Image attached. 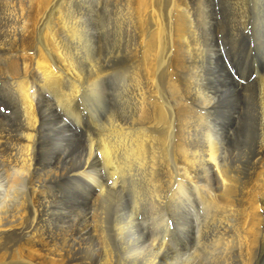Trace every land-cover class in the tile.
Wrapping results in <instances>:
<instances>
[{"label":"bare ground","instance_id":"obj_1","mask_svg":"<svg viewBox=\"0 0 264 264\" xmlns=\"http://www.w3.org/2000/svg\"><path fill=\"white\" fill-rule=\"evenodd\" d=\"M251 1L252 9H231L232 21L225 15L229 23L219 29L210 0H126L133 29L102 43L73 0H0V264H264V73L246 86L228 72L247 81L264 69V0ZM217 28L229 30L226 50L234 46L228 64L213 38ZM193 104L216 109L222 120ZM250 133L254 139L239 140ZM219 136L228 140L221 162ZM202 155L217 176L219 195L209 201L222 232L200 254H170L180 239L165 240L173 238L166 211L186 205L183 186ZM245 157L261 164L253 178L245 173L248 181L229 173L230 159ZM143 211L158 236L138 244L134 227ZM72 219L93 222L98 241L54 237ZM175 224L183 246L189 231ZM111 226L114 237L105 232Z\"/></svg>","mask_w":264,"mask_h":264},{"label":"rangeland","instance_id":"obj_2","mask_svg":"<svg viewBox=\"0 0 264 264\" xmlns=\"http://www.w3.org/2000/svg\"><path fill=\"white\" fill-rule=\"evenodd\" d=\"M76 1V2H75ZM80 1V2H79ZM82 1H84V2H82ZM109 1V2H108ZM124 1H126V0H119V1H117V0H92V1H90V0H87V1H85V0H73V4H74V7H72L73 8V11H75V13L77 14V15H80L82 18H83V20H84V26L86 27V29L88 30L89 29V31L90 32H92V33H94V34H98V35H101V36H99V40L102 42V43H104V42H106L107 41V39H113V36H114V34H115V32L117 31V30H119V29H127V30H132L133 29V24H132V22L131 21H129V19H130V17H129V9H128V5H126L127 4V2H124ZM210 1H213V8H212V10H213V16H214V18L216 19V21H217V27L220 29L221 27H223V25H224V23L226 22V25H228L227 23H229V22H231L232 21V16L230 15L231 13H232V11H230L231 9H236V11H238L239 9H241L242 10V8H244L243 6H249V9H252V7H253V2L250 0H239V1H234V0H210ZM89 2V3H88ZM93 3V6H92V3ZM236 2V5L234 6L233 4ZM239 2V3H238ZM243 2V4H241V3ZM85 3V4H84ZM91 3V5H89ZM124 3V4H123ZM237 3H238V5H237ZM245 3V4H244ZM248 3V4H247ZM77 6H76V5ZM80 4V5H79ZM83 4V5H82ZM99 4V5H98ZM114 4V5H113ZM224 4V5H223ZM89 5V6H88ZM117 5V6H116ZM122 5V6H121ZM214 5H216V7H214ZM243 5V6H242ZM251 5V6H250ZM83 6V7H82ZM86 8H85V7ZM90 6H92L91 8H90ZM126 6V7H125ZM233 6V7H232ZM80 7H82V8H80ZM94 7V8H93ZM122 7H123V9H122ZM236 7V8H235ZM76 8H77V10H76ZM78 8H79V10H78ZM87 8H88V11L89 12H92L93 11V13H95V14H90L88 11H86L87 10ZM110 8V9H109ZM114 8V9H113ZM118 8V9H117ZM85 9V10H84ZM115 9H116V11H115ZM222 9V10H221ZM84 10V11H83ZM92 10V11H91ZM119 10V11H118ZM122 10V11H121ZM227 12H226V11ZM241 10H239V11H241ZM95 11V12H94ZM108 11V12H107ZM115 11V12H114ZM215 11H217V12H215ZM88 12V13H87ZM126 12V13H125ZM224 12V13H223ZM82 13V14H81ZM87 15H86V14ZM89 14V15H88ZM119 14V15H118ZM224 16H223V15ZM92 15V16H91ZM123 15V16H122ZM225 15H227L226 17H225ZM90 18V20H89V18ZM93 18H91V17ZM97 16H98V18H97ZM230 16V17H229ZM118 17L122 20H120V19H118ZM224 17L229 21H227V20H225L224 19ZM115 18V19H114ZM125 20H124V19ZM128 18V19H127ZM88 19V20H87ZM116 19H118L117 21H116ZM92 20V21H91ZM96 20V21H95ZM87 21V22H86ZM93 21H94V23H93ZM128 21V22H127ZM86 22V23H85ZM91 22V23H90ZM117 22H119V23H117ZM125 22V23H124ZM98 23V24H97ZM249 23H251V24H249V25H247V29H245V35L247 34V33H249V31L248 30H251L252 29V27H253V21H249ZM102 24V25H101ZM105 24V25H104ZM113 24V25H112ZM116 24H117V26H116ZM122 24H123V26H122ZM128 25V27H127V25ZM91 25H92V27H91ZM93 25H94V27H93ZM98 25V26H97ZM112 26V27H111ZM131 26V27H130ZM88 27H90V28H88ZM109 27V28H108ZM120 27H123V28H120ZM125 27V28H124ZM99 28V29H98ZM104 30H102V29ZM105 28V29H104ZM215 29L214 30V33H213V36H215V37H213L214 39H216L217 38V40H218V48L219 49H225L223 52H222V58H223V60L225 61V63H229V62H231V61H228L227 62V59H225L226 58V56H228V57H230L231 55L233 56V52H232V49H233V47L234 46H230V48L229 49H231V50H229V52L226 50V45H224V43H223V40H222V38L228 43V38H225V37H223L222 35H224L225 33V35H227V33H228V31L229 30H227V29H221V30H219V29ZM92 29V30H91ZM107 29V30H106ZM103 32H102V31ZM222 30H224L223 32H222ZM98 31V32H97ZM220 31V32H219ZM248 31V32H247ZM101 32V33H100ZM247 32V33H246ZM103 33V34H102ZM111 34V35H110ZM218 35V36H217ZM218 37H220V38H218ZM102 38V39H101ZM104 39V40H103ZM227 51V52H226ZM229 53V54H228ZM138 57H140V56H138ZM229 60V59H228ZM136 66L139 68V65H138V63L136 64ZM129 67V66H128ZM131 68V66L128 68V69H130ZM206 68V69H205ZM233 69H234V67H232ZM236 68V67H235ZM202 69L203 70H207L208 69V66L207 65H203L202 66ZM233 71H235V69L234 70H231L230 71V69L228 70V72L230 73V75L234 78V76H235V79H236V82L238 83V84H243V85H246V86H248V85H250V84H253V83H256V81L259 79V77H261L262 76V74L264 73V69L262 70V71H260L259 73H257L256 75H255V73H253L254 75H252V73L250 74V78L251 79H249V80H247V81H244V79L242 78V76H241V74H237L236 73V75L234 74V72ZM247 73H249V72H247ZM117 73L116 72H114V75H116ZM117 76V75H116ZM181 76V77H180ZM186 73H181V74H179V78H181L182 80H184V79H186ZM113 77V76H112ZM115 77V76H114ZM121 77V76H120ZM241 77V78H240ZM114 79H116V77L114 78ZM114 79H112L111 78V80L114 82L115 80ZM128 82H127V81ZM240 81V82H239ZM130 82V80H128L127 79V76H126V78H125V83L126 84H128ZM243 82V83H242ZM154 101V99H152L151 100V102H153ZM257 104V105H256ZM194 105V104H193ZM192 105V106H193ZM195 107H194V109L196 110V111H198V113L199 112H202V113H205L206 115H208L209 114V112L212 114V120H216V119H220L219 117H217V115L215 114V113H217V112H215L216 111V109H214V108H199L198 107V105L196 106V105H194ZM253 107L256 109H258L259 108V103H257V101H255L254 100V104H253ZM0 109H3V108H0ZM203 109V110H202ZM4 111H5V108L3 109ZM15 111H13V113H14ZM210 115V114H209ZM216 115V116H215ZM220 120H222V119H220ZM135 127H138V126H135ZM133 128L134 129V131H136V132H142V131H144L145 130V127L143 126V127H138V128ZM137 129V130H136ZM255 132V131H254ZM254 132H252V133H254ZM248 135V136H247ZM200 136H201V134H199V135H197V137H198V141H200V139L202 138V136H201V138H200ZM251 136H253L252 137V139H254V135L253 134H244V135H242V137H240V139L239 140H241V138H244L245 140H246V138L247 137H251ZM203 139V138H202ZM202 139H201V141H202ZM224 138H222L221 139V136H219V140H218V146H219V153H218V156H220L219 157V161L221 162L223 159L222 158H224V155L225 154H222V153H224V150H226V149H224L223 147H226L225 145L227 144V142H228V140L225 138V142H223L222 143V140H223ZM244 140V141H245ZM221 142V143H220ZM225 143V144H224ZM221 146V147H220ZM223 148V149H222ZM231 149L230 150H234L235 148L234 147H230ZM234 148V149H233ZM221 150V151H220ZM241 153H242V151H241ZM223 155V156H222ZM232 157V156H231ZM233 158V157H232ZM197 159V160H196ZM196 159H193V161H192V170H191V172H190V181H188V180H185L186 182H185V184H184V186H183V190L182 191H184V192H182V193H184V194H182V196H187V197H184L185 199H187V200H189V201H185L186 202V205H188V206H186V205H183L182 204V202H179V203H176V204H173L169 209H168V211H166V213L169 215L168 216V218H169V222L171 223L170 224V227H169V232L170 233H172V237L173 238H168L167 236L165 237V240L166 241H168V240H170L171 241V239H180V240H177L176 241V245L174 244L173 246L176 248V249H173L174 247L172 246L171 248L169 247V253L170 254H175V253H177V252H180V253H182V254H184V255H186V254H191L194 250L196 251L197 250V254H200V253H202V251L204 250V247H203V244H205V243H207V241L211 238V237H213V239H214V236H216L217 234H218V232L221 230V232H222V227H223V224H220V222L218 221H215V220H213L214 218H212V216H213V204H212V202H210L209 200H211V201H213V199H214V197L217 195H219V194H217V193H219V188L218 187H216L217 186V176L215 175L214 177H213V174H215L214 172H212L211 171V169H210V167H211V163L209 162L208 163V161H209V159H208V157L206 156L205 157V155H202V157L200 156V157H198V158H196ZM201 159V160H200ZM205 159H207V163L209 164H207L206 162H205V164L203 163L204 161L203 160H205ZM230 159V158H229ZM244 160H239L238 161V159H236V161L235 160H233V159H230V172L229 173H233V171H234V173H233V175H240V177L241 178H243L244 180H245V177L244 176H246V175H248V177H246L247 179H251V178H253L255 175H256V172L258 171V169L261 167V164H255V162H257V161H255V160H251V158L250 157H245V158H243ZM225 160H227L226 158H225ZM195 161V162H194ZM198 161H201V163L200 162H198ZM234 161V162H233ZM243 161V162H242ZM193 163H195V164H193ZM234 163V164H233ZM201 164V165H200ZM202 164H203V166H202ZM208 165V166H207ZM248 165V167H246ZM252 165V166H251ZM257 166V167H254V166ZM197 166V167H196ZM208 167V168H206V167ZM243 166V167H242ZM251 166V167H250ZM203 167H205L206 168V170L203 168ZM232 167H233V169H232ZM245 167V168H244ZM201 168V169H200ZM253 168H256V169H253ZM196 169V170H195ZM199 169V170H198ZM207 169H209V170H207ZM241 169V170H240ZM195 170V171H194ZM245 170V171H244ZM255 170V171H254ZM257 170V171H256ZM205 171H207V172H209L208 174H209V176L207 175L206 177H205V175L207 174V172H205ZM244 173H242V172ZM250 174H249V173ZM253 172H254V175H253ZM197 173V175H195ZM205 173V174H204ZM242 173V174H241ZM245 173H246V175H245ZM175 175V174H174ZM204 175V176H203ZM194 178H193V177ZM197 176V177H196ZM201 177H203V178H201ZM107 179V176L106 175H104V180H106ZM196 179V180H195ZM198 179H200V180H198ZM207 179V180H206ZM195 180V181H194ZM212 180V181H211ZM179 181V180H178ZM194 181V182H193ZM199 181V182H198ZM201 181V182H200ZM245 181H248V180H245ZM205 182V183H204ZM210 182H212V183H210ZM106 184H107V186H110V187H112V180H107L106 181ZM206 184H208V185H210V186H208V185H206ZM208 186V187H207ZM194 187V188H193ZM199 187L200 188H202V189H199ZM207 187V188H206ZM189 188V189H188ZM59 188H57V190H58ZM177 189H178V186H177V184H175V186H172L170 189H169V197H171V196H174L175 195V193L177 192ZM215 189V190H214ZM54 190V189H53ZM56 189H55V191L53 192V193H59L58 191H60V190H58L57 191ZM174 191H176V192H174ZM187 191V192H186ZM205 191H206V193H205ZM210 191H211V193H210ZM214 191V192H213ZM174 192V193H173ZM199 192V193H198ZM216 192V193H215ZM47 193H51L50 191H47ZM215 194V196H214V194ZM59 194H62L61 192L59 193ZM187 194H189V195H187ZM198 194V195H197ZM209 194V195H208ZM198 196V198H197V196ZM199 195H203V196H200L199 197ZM238 195H240L241 196V191H239L238 192ZM192 196V197H191ZM204 196H205V198H204ZM212 196H213V198H212ZM190 197V198H189ZM196 198V199H195ZM212 198V199H211ZM184 199V200H185ZM194 199H195V201H194ZM199 199V200H198ZM190 200L191 201H194L196 204H198V205H196L195 203L193 204V202H190ZM188 202V203H187ZM190 202V203H189ZM200 202H201V205H200ZM209 203V204H208ZM259 203V202H258ZM180 204V205H179ZM203 204V205H202ZM181 206V207H180ZM200 206H201V208H200ZM174 209H173V208ZM180 208V209H177V208ZM192 207V208H191ZM194 207V208H193ZM259 207L261 208L262 207V204H260L259 203ZM195 208H197V210L195 209ZM199 208V209H198ZM186 209V210H185ZM174 210V211H173ZM191 210V211H190ZM197 211V213H195V211ZM175 211H177V213H175ZM192 211H193V213H192ZM198 211H199V213H198ZM208 213V214H207ZM145 214V215H144ZM197 214V215H196ZM144 215V216H143ZM143 215H142V212L140 213V218L138 219V221L140 222V224L138 225V226H135L134 227V230L136 229H138L137 231H138V233L137 234H135V236H136V238H135V236H133V238H135L136 239V241L138 242V244H141V243H143V244H147L148 242H150L151 240H152V238H156L158 235V233L157 234H154L153 233V235H154V237H152V227H150V226H152V222H147V221H149V220H147L146 221V219H147V216L148 215H146V211H143ZM186 215V216H185ZM194 215V216H193ZM199 215V216H198ZM261 215H262V220H263V222H264V216H263V214L261 213ZM202 216V217H201ZM187 217H189V218H187ZM198 217V218H197ZM200 217H201V219H200ZM207 217V218H206ZM215 217H216V219L217 220H223L224 218H222V217H220L219 216V214L218 213H216V215H215ZM142 218H145V220L143 221L142 220ZM187 218V219H186ZM200 219V220H199ZM207 219V220H206ZM211 219H212V221H214L213 223H212V221H211ZM80 221H82V220H79V219H72L71 221H66V222H64V223H61L60 225H58L54 230H56V231H54L53 232V235H54V237H56V238H58L59 240L60 239H63L64 237L65 238H71L72 239V237L75 239V238H78V239H84L85 240V238H86V242L87 243H89V242H93V241H95V240H97L98 241V239H99V237L101 236V234L100 233H102L101 231H100V229L95 225V224H93L92 225V223L91 222H85V221H82V222H80ZM173 221V222H172ZM177 221H179V222H181V223H183V225H184V227L185 228H187V230L189 231V237L191 238H189V239H187V240H190L189 242L187 241V243L186 242H184L183 243V246H179L178 247V244H180L179 243V241H181V239H182V236L184 235V234H182V230L179 228V230L180 231H178V230H175V228H177V225L175 224V222H177ZM201 221H203V222H201ZM70 222V223H69ZM78 222V223H77ZM85 222V223H84ZM186 222V223H185ZM197 222H199L198 224H197ZM219 223V224H217V223ZM80 223H82V224H80ZM145 223V224H144ZM148 223V224H147ZM189 223V224H188ZM194 223V224H193ZM222 223V222H221ZM68 224V225H67ZM89 224V225H88ZM142 224V225H141ZM151 224V225H150ZM186 224V225H185ZM201 224L203 225L202 226V228H200L199 226H201ZM215 224V225H214ZM85 225H87V226H85ZM96 227H95V226ZM150 225V226H149ZM68 226H70V227H68ZM142 226H145L144 228L146 229H143V227ZM205 226V227H204ZM211 226V227H210ZM262 226V227H261ZM61 227V228H60ZM86 227V228H85ZM140 227V228H139ZM189 227V228H188ZM66 228V229H65ZM69 228V229H68ZM73 228V229H72ZM75 228V229H74ZM149 228V229H148ZM196 228V229H195ZM209 228H211V229H209ZM62 229V230H61ZM72 229V230H71ZM79 229H81V230H79ZM99 229V230H98ZM132 229V228H131ZM148 229V230H147ZM151 229V230H150ZM203 229H205V230H203ZM259 229H260V233H264V224L262 225H260V227H259ZM87 230H89V231H87ZM195 230V231H194ZM208 230V231H207ZM59 231V232H58ZM97 231V232H96ZM127 231V232H126ZM126 231H124V234H123V236H124V239H126V240H128L129 239V237H130V234H129V229H127ZM141 231V232H140ZM148 231V232H147ZM150 231H151V233H150ZM204 231H206V232H208V233H205ZM233 229L231 230V229H229L228 230V235L230 236V235H233ZM262 231V232H261ZM58 232V233H57ZM96 233V234H94V233ZM105 232H106V234L108 235V237H114V232L115 231H113V227L111 226V227H107L106 229H105ZM144 232V233H143ZM147 232V233H146ZM203 232L206 234V235H203ZM56 233V234H55ZM64 233V234H63ZM85 233V234H84ZM99 233V234H98ZM141 233V234H140ZM58 234V235H57ZM69 234V235H68ZM74 234V235H73ZM78 234V235H77ZM112 234V235H111ZM127 234L129 235V236H127ZM145 236H144V235ZM197 234H199L198 236H197ZM73 235V236H72ZM141 235H142V237H141ZM147 235V236H146ZM150 235V236H149ZM157 235V236H156ZM193 235V236H192ZM202 235V236H201ZM61 236V237H60ZM263 236H264V234H261V238L259 239V242H258V249L259 250H261V249H264V242H263ZM151 237V238H150ZM201 237H203L202 238V240L201 239H198V238H201ZM204 237H205V239H204ZM139 238V239H138ZM140 238H141V240H140ZM146 238V239H145ZM195 238V239H194ZM207 238V239H206ZM229 238V237H228ZM232 238H234V236L232 237ZM196 239H197V242H196ZM125 240V241H126ZM144 240V241H143ZM199 240V241H198ZM204 240V241H203ZM191 242V243H190ZM198 244H196V243ZM203 242V243H202ZM186 243V244H185ZM199 243H201V245L199 244ZM186 245V246H185ZM189 245L190 246H192V249H191V247H189ZM197 247H196V246ZM177 246V247H176ZM187 247L190 249H187ZM200 247V249L198 250V248ZM203 248V250H202V248ZM261 247H263V248H261ZM180 249V251H179V249ZM178 249V250H177ZM185 249H187L186 251H184ZM171 250V251H170ZM173 250H174V252H173ZM175 250H176V252H175ZM182 250V251H181ZM200 251V252H199Z\"/></svg>","mask_w":264,"mask_h":264}]
</instances>
